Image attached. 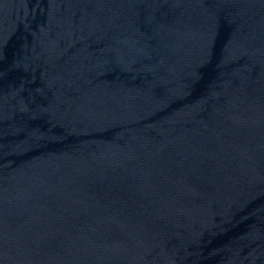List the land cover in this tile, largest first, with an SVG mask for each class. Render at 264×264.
<instances>
[{"label": "water", "instance_id": "water-1", "mask_svg": "<svg viewBox=\"0 0 264 264\" xmlns=\"http://www.w3.org/2000/svg\"><path fill=\"white\" fill-rule=\"evenodd\" d=\"M0 264H264V0H0Z\"/></svg>", "mask_w": 264, "mask_h": 264}]
</instances>
